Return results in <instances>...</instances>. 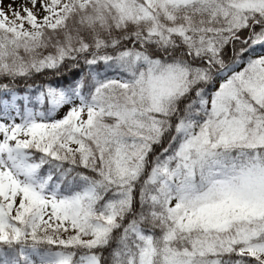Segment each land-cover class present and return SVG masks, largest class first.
<instances>
[{
  "label": "snow or ice",
  "instance_id": "6c2138e0",
  "mask_svg": "<svg viewBox=\"0 0 264 264\" xmlns=\"http://www.w3.org/2000/svg\"><path fill=\"white\" fill-rule=\"evenodd\" d=\"M0 94V264H264V0H0Z\"/></svg>",
  "mask_w": 264,
  "mask_h": 264
},
{
  "label": "trees",
  "instance_id": "16d2710c",
  "mask_svg": "<svg viewBox=\"0 0 264 264\" xmlns=\"http://www.w3.org/2000/svg\"><path fill=\"white\" fill-rule=\"evenodd\" d=\"M65 83H67V81H65ZM17 84L20 85V87L18 88V92H19L20 94H23V91H24V88H23V81H17ZM0 96H2V97L5 98V99L8 98V96H5V95H3V94H0ZM18 103L20 104V107H21V109H22V108H23V101H18Z\"/></svg>",
  "mask_w": 264,
  "mask_h": 264
},
{
  "label": "rangeland",
  "instance_id": "374dc122",
  "mask_svg": "<svg viewBox=\"0 0 264 264\" xmlns=\"http://www.w3.org/2000/svg\"><path fill=\"white\" fill-rule=\"evenodd\" d=\"M12 2V0H3V4L4 6H6L8 3ZM22 2V0H16V6H18L20 3ZM9 98V97H8ZM62 114V113H61ZM11 115L15 116L16 121L19 122L20 121V117L16 116L15 114V110H11Z\"/></svg>",
  "mask_w": 264,
  "mask_h": 264
}]
</instances>
